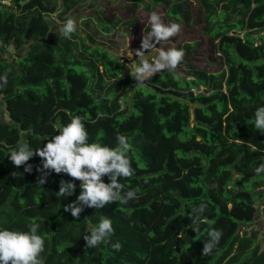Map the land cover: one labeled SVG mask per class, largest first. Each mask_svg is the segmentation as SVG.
Listing matches in <instances>:
<instances>
[{
    "label": "trees",
    "instance_id": "trees-1",
    "mask_svg": "<svg viewBox=\"0 0 264 264\" xmlns=\"http://www.w3.org/2000/svg\"><path fill=\"white\" fill-rule=\"evenodd\" d=\"M80 1L0 6L1 45L25 48L14 62L0 60V76L8 80L0 87L8 115L0 120V229L28 231L38 223L42 264H264V250L246 230L264 199V173L254 172L264 163V134L249 123L264 106V0H197L202 32L216 42L225 68L209 73L184 61L192 78L165 70L143 83L126 76L112 52L76 34L80 47L45 38L51 15H69ZM147 1L135 5L163 6L169 19L188 17L187 0ZM112 22H119L117 15H105L101 25L110 31ZM77 116L89 143L115 147L118 134L128 138L134 174L119 182L123 192L137 194L127 204L85 206L78 220L64 205L79 195V181H72L73 195L60 198L59 181L71 180L67 174L49 171L40 185L38 155L28 161L30 173L8 158L21 143L41 148ZM201 202L207 210L194 232L192 209ZM101 216L111 220L119 251L86 247L83 237ZM210 228L222 236L203 256Z\"/></svg>",
    "mask_w": 264,
    "mask_h": 264
},
{
    "label": "clouds",
    "instance_id": "clouds-1",
    "mask_svg": "<svg viewBox=\"0 0 264 264\" xmlns=\"http://www.w3.org/2000/svg\"><path fill=\"white\" fill-rule=\"evenodd\" d=\"M148 23L150 30L143 33L140 48L132 50L128 47L126 50L129 58L133 56L142 58L130 74L137 83L150 80L154 74L164 70L175 71L184 57L182 49L170 47L167 50L161 48L152 61L143 59L145 52L166 43L181 31L180 24L175 22L165 24L156 12L150 13ZM59 30L65 38L71 39L77 31L76 21L68 18ZM7 82V74L0 76V87H6ZM249 123L264 134V106L254 111ZM56 132L57 134L52 135L39 149L34 150L28 143H21L8 158L14 166L17 168L23 166L24 171L30 173L32 165L28 161L34 155H38L42 160V167L37 168L42 173L37 180L40 185L46 182L49 171L67 174L71 180L59 181L56 195L60 198L73 195L76 185L72 181H79V195L74 201L64 205V211L70 212L72 217L78 220L85 206L99 210L114 202L127 204L129 200L136 198L134 190L123 192V185L119 182L121 178H129L134 174L128 156L132 145L126 136L118 134L115 147L89 143L88 132L79 116L73 117L67 124L60 125ZM254 172L257 175L264 173V163L257 166ZM104 176L108 177L109 182H104L102 179ZM206 210L205 202L192 209L194 232L199 231ZM39 227L38 223H30L28 231L0 229V264H42L41 253L44 251L45 241L38 234ZM87 233L89 234L83 237L87 248L110 245L114 251L121 249L119 242L111 241L114 228L111 220L105 216H101L99 222ZM207 236L209 239L203 243L201 252L203 256L212 253L219 243L222 232L210 228Z\"/></svg>",
    "mask_w": 264,
    "mask_h": 264
},
{
    "label": "rangeland",
    "instance_id": "rangeland-1",
    "mask_svg": "<svg viewBox=\"0 0 264 264\" xmlns=\"http://www.w3.org/2000/svg\"><path fill=\"white\" fill-rule=\"evenodd\" d=\"M142 1L148 2L147 0ZM10 4L11 0L9 1ZM184 7L189 10L188 17L177 20L169 19L165 12L166 8L163 9V6H155L153 10L149 11L145 8L144 4L135 5V0H81L69 15L63 16L60 19L57 17V13L51 15L50 31L45 38L48 41H57V43H61L63 39H67L59 29L68 18H72L76 21L77 31L72 35L71 40L76 41L78 47L81 46L80 38H82L91 46L96 45L109 50L125 66L124 74L130 76L142 58L140 56L129 58L126 50L128 47L132 50L140 48L143 33L150 30L148 16L150 13L156 12L161 16L165 24L173 22L180 24L181 31L166 43H161L156 48L145 52L143 59L152 61L156 58L161 48L167 50L170 47L178 48L187 42H194L190 49L182 48L184 57L174 72L180 77L187 76V78H192L187 75L190 68L186 67L184 61H187L195 69L206 70L209 73L222 70L225 66L223 58L215 51L216 42H212L210 35L202 32L197 0H187ZM110 14L117 15L119 22L109 23L111 29L110 31H106L101 23L104 21V16ZM75 34L80 38L75 36ZM78 47L74 46L72 48V54L79 55L80 49ZM24 50L25 48L16 50L12 46H2L0 58L14 62L22 55ZM193 90L201 92L203 88L200 87ZM3 101L4 97L0 96V120L8 119ZM257 208L259 212L251 223L246 224V230L255 240L256 244L259 245V250L262 251L264 250V203L257 205Z\"/></svg>",
    "mask_w": 264,
    "mask_h": 264
},
{
    "label": "built area",
    "instance_id": "built-area-1",
    "mask_svg": "<svg viewBox=\"0 0 264 264\" xmlns=\"http://www.w3.org/2000/svg\"><path fill=\"white\" fill-rule=\"evenodd\" d=\"M10 0H0V5H8Z\"/></svg>",
    "mask_w": 264,
    "mask_h": 264
},
{
    "label": "crops",
    "instance_id": "crops-1",
    "mask_svg": "<svg viewBox=\"0 0 264 264\" xmlns=\"http://www.w3.org/2000/svg\"><path fill=\"white\" fill-rule=\"evenodd\" d=\"M0 53H2V46H1V43H0ZM3 59V58H2ZM1 58H0V60H2ZM264 203V200L262 201V203H260V205L261 204H263ZM259 210V209H258Z\"/></svg>",
    "mask_w": 264,
    "mask_h": 264
}]
</instances>
